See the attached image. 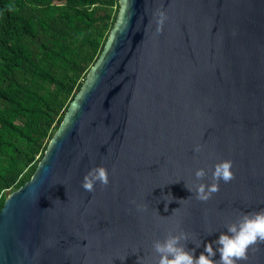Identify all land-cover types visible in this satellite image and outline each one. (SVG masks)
I'll use <instances>...</instances> for the list:
<instances>
[{
	"label": "water",
	"instance_id": "water-1",
	"mask_svg": "<svg viewBox=\"0 0 264 264\" xmlns=\"http://www.w3.org/2000/svg\"><path fill=\"white\" fill-rule=\"evenodd\" d=\"M118 1L36 172L4 201L0 264H156L153 242L177 225L198 257L240 214L264 210V0ZM224 160L234 179L200 202L186 186L201 168L212 183ZM98 166L109 184L88 192ZM258 249L247 264H264Z\"/></svg>",
	"mask_w": 264,
	"mask_h": 264
},
{
	"label": "trees",
	"instance_id": "trees-1",
	"mask_svg": "<svg viewBox=\"0 0 264 264\" xmlns=\"http://www.w3.org/2000/svg\"><path fill=\"white\" fill-rule=\"evenodd\" d=\"M119 8L118 0H0V210L36 172Z\"/></svg>",
	"mask_w": 264,
	"mask_h": 264
},
{
	"label": "clouds",
	"instance_id": "clouds-1",
	"mask_svg": "<svg viewBox=\"0 0 264 264\" xmlns=\"http://www.w3.org/2000/svg\"><path fill=\"white\" fill-rule=\"evenodd\" d=\"M161 23H163V16H161ZM200 151L201 147L197 145L194 152ZM232 168L233 163L230 160L215 164L211 169L212 183L202 182L208 172L201 168L195 172L196 182L193 183V188L185 186L192 196L206 203L219 191L221 181L229 183L234 179ZM97 184L105 187L109 184L108 170L103 166L92 168L84 176L81 187L92 192ZM166 201L171 203L172 199ZM131 203L135 205L137 212L146 210V205L136 204L135 201ZM167 210L166 205L165 211ZM178 229L179 225L173 232H169L163 241L153 242V251L159 258L156 264H247L249 253L258 251V245L264 244V210L240 214L234 222L225 226V230L220 232L216 240L204 245V252L198 257L195 255V249L188 250L186 247V242L189 241L188 234L183 230L177 232ZM195 247L199 248L200 244H195ZM217 254H219V260L214 259Z\"/></svg>",
	"mask_w": 264,
	"mask_h": 264
}]
</instances>
